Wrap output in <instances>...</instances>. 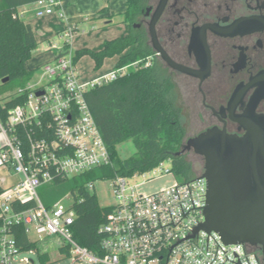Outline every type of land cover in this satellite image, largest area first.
I'll return each instance as SVG.
<instances>
[{
	"label": "built area",
	"instance_id": "1",
	"mask_svg": "<svg viewBox=\"0 0 264 264\" xmlns=\"http://www.w3.org/2000/svg\"><path fill=\"white\" fill-rule=\"evenodd\" d=\"M33 3L38 6V16L67 18V0ZM15 16L20 17V13ZM79 30L75 23L64 30L66 48L72 46ZM48 48L60 47L51 44ZM152 64L153 57L148 56L85 80L75 54L59 53L39 68L37 80H30L12 95H25V101L9 110L6 123L0 115V131L5 136V144L0 146V167H10L23 179L0 193V264H264L258 247L226 243L215 231L200 229L195 233L206 218L208 186L202 175L149 194L138 190L133 178L174 172L172 164L164 167V161L141 174L114 177L116 203L99 227L97 250L80 245L74 238L77 213L73 206L82 198L75 197L69 205L62 198L50 205L41 200L37 189L43 184L113 165L86 93L124 76L131 67ZM94 181L87 182L89 191L94 189ZM27 201L34 205L16 209L15 203ZM13 224H22L29 237L36 234L37 240H46L45 262L36 250L18 247L10 232ZM26 251L37 259L20 257Z\"/></svg>",
	"mask_w": 264,
	"mask_h": 264
},
{
	"label": "trees",
	"instance_id": "2",
	"mask_svg": "<svg viewBox=\"0 0 264 264\" xmlns=\"http://www.w3.org/2000/svg\"><path fill=\"white\" fill-rule=\"evenodd\" d=\"M35 1L0 0V95L9 88L12 80L21 79L26 84L33 77L34 70L27 69L26 63L32 58L38 41L31 24L15 14L18 7ZM142 7V0H126L124 23L129 27L128 33L107 40L100 50L88 47L78 49L75 61L78 62L84 55H90L95 60V69L98 70L107 58L116 55L119 59L115 67L119 68L154 54L145 44V34L133 28ZM130 47H133L131 52L124 53ZM6 77H9V81L3 83L2 80ZM86 99L109 146L113 165L94 168L81 175L50 184L63 190L70 186L72 192L77 191L82 198L81 201L76 200L73 206L77 213L73 225L74 238L80 245L97 250L101 241L98 230L105 222L111 207L104 208L99 205L96 194L87 189V182L114 178L118 174H141L167 159H171L174 173L184 180L203 173L196 175L193 163L186 158L188 151L177 154L186 140V131L181 124V109L176 104L174 85L170 77L162 73L160 65L156 62L150 67L131 68L124 76L91 88L86 93ZM24 101L25 95L0 98L2 120L6 123L9 110ZM128 140L134 142L137 151L122 160L118 155L117 146ZM2 191L0 187V193ZM60 198L62 195L55 200ZM33 205V201L15 203L16 209ZM2 225L3 218L0 216V228ZM10 232L20 249L36 250L44 262L48 259L46 240H31L22 224H13Z\"/></svg>",
	"mask_w": 264,
	"mask_h": 264
},
{
	"label": "flooded vegetation",
	"instance_id": "3",
	"mask_svg": "<svg viewBox=\"0 0 264 264\" xmlns=\"http://www.w3.org/2000/svg\"><path fill=\"white\" fill-rule=\"evenodd\" d=\"M162 2L142 0L133 23L154 51L153 63L174 89V77H182L200 95L210 127L244 134L241 120L264 118V0H165L157 40L176 64L196 74L171 66L154 47L151 23Z\"/></svg>",
	"mask_w": 264,
	"mask_h": 264
},
{
	"label": "water",
	"instance_id": "4",
	"mask_svg": "<svg viewBox=\"0 0 264 264\" xmlns=\"http://www.w3.org/2000/svg\"><path fill=\"white\" fill-rule=\"evenodd\" d=\"M165 0L151 23L156 51L173 67L196 74L176 64L160 46L155 23ZM9 81V77L2 80ZM43 92H38V95ZM245 133H229L209 127L190 137L177 154L193 150L205 160L202 177L207 180L205 221L196 227L218 232L226 243L258 247L264 262V118L240 121Z\"/></svg>",
	"mask_w": 264,
	"mask_h": 264
},
{
	"label": "rangeland",
	"instance_id": "5",
	"mask_svg": "<svg viewBox=\"0 0 264 264\" xmlns=\"http://www.w3.org/2000/svg\"><path fill=\"white\" fill-rule=\"evenodd\" d=\"M71 3L72 11H75L77 14H84L87 11L91 12L92 5L90 0H67V3ZM111 10L114 11V14L109 18H100L97 17V13L93 14V17L88 19L83 18L79 22V32L76 34L72 40V46L66 48L64 46L65 39L61 35H53L49 40H46V46L50 47L51 44L62 48L63 50L58 51L66 55L76 54L78 49H81L85 46L97 47L104 38H114L126 34V25L124 24L125 19V0H111ZM70 11V10H69ZM93 12V11H92ZM67 13V12H66ZM69 14V13H68ZM55 16V15H53ZM66 19L61 18L60 21L65 22ZM109 20L111 23L107 26V32L101 33L100 31L104 28V21ZM43 48V44L39 46ZM133 47H130L125 50L124 53L128 54L131 52ZM53 56L52 51L47 50L46 53L33 52L32 58L27 61V69H34L42 63L46 62ZM119 56H114L107 58L100 69H95V60L90 55H84L80 57L77 65L79 73L82 79H89L104 73L111 71L117 61ZM134 69L135 67H131ZM130 68V69H131ZM39 70H35L33 74L32 81L37 80ZM171 79V78H170ZM177 85L174 89L175 101L176 104L181 109V124L186 131V140L188 138L196 136L200 132L206 130L212 125V121L208 115V111L203 107L200 99V95L195 93L193 89L186 86V81L182 77H174ZM172 81V80H171ZM27 84V83H26ZM21 79H14L10 82L9 88L3 92L0 98H9L20 88L26 85ZM5 144V136L0 131V146ZM117 151L120 159L125 160L130 156L136 153V147L132 140L125 141L117 146ZM186 158L191 161L194 165V171L196 175H199L204 172V162L201 159L200 155L196 154L193 150L186 153ZM164 167H170L172 162L170 160L164 161ZM6 168L0 167V187L5 188L7 182L6 179L9 178V175L6 171ZM150 177L152 179H150ZM5 178V179H4ZM23 176L20 175L19 182L22 181ZM183 178L177 176L174 172L164 173L163 175L156 176L146 175L138 176L133 178L132 182L138 184V190L142 193L149 194L155 191H158L162 188L169 187L175 184L177 181H182ZM18 182V181H17ZM67 182L70 183V180ZM113 182L114 178L98 179L94 181V189L91 191L96 194L99 205L101 207H111L116 203L115 194L113 191ZM38 194L41 200L45 205H50L54 200L62 195V200L66 205H69L77 196L80 199L79 194L73 193L71 187L63 190L60 187H57L54 184H43L38 189ZM56 201V200H55ZM30 238L32 240H37L38 236L36 234H31ZM29 257L37 259L36 255L26 251L20 255V257ZM67 262V261H65Z\"/></svg>",
	"mask_w": 264,
	"mask_h": 264
},
{
	"label": "crops",
	"instance_id": "6",
	"mask_svg": "<svg viewBox=\"0 0 264 264\" xmlns=\"http://www.w3.org/2000/svg\"><path fill=\"white\" fill-rule=\"evenodd\" d=\"M90 1H91V5H92L91 6L92 7L91 12L87 11L85 13V15L81 14V16H80V14H77L75 11L71 10V7L73 5L68 2L66 4L67 18H65L66 19L65 22H63V21L61 22L60 21L61 18L58 17L57 15H55V16H53V15L38 16L36 14V10H37L38 6L35 3H30V4H26V5L18 7L17 11L20 13V18L22 20H24L26 23L31 24V26L34 30L36 39L38 41V47L34 50V52L38 51L39 53L42 54V53H46L47 50L52 51L53 56L49 60H47L46 62L51 61L52 59L55 58V56L57 54L60 53L58 51H61L62 49L61 48H59V49L58 48H48V46H46V40H49L53 35H61V37H62L64 30L67 28V26L70 23H75V24L79 25V22L83 18L88 19L90 17H93L94 13H97V17H100L103 19L109 18L114 14V11H112L111 7H110L111 0H90ZM125 6H126V0H125ZM110 23H111V21H109V20L104 21V28L100 32L101 33L105 32V31L107 32V30H108L107 26ZM124 24L126 25L125 27L127 30V32H126V34H127L129 27L126 23H124ZM126 34H124V35H126ZM111 39H113V38H111ZM107 40H110V39H108L107 37L104 38L97 47H90V46L84 45L83 48L88 47V48H91L94 50H100L103 48V46ZM42 44H43V48L40 49L39 46ZM46 62H44V63H46ZM44 63H42L41 65L37 66L34 69H29V68L28 69L34 70V71L39 70V68ZM26 66H27V63H26ZM1 168H6L7 170H4V173L6 171L8 174H10L9 178L5 180V182H7L8 186H6L5 188H2L3 190L8 188V187H11V186H13L19 182L18 179H19L20 175H22V174L16 173L15 171H13L8 166H2Z\"/></svg>",
	"mask_w": 264,
	"mask_h": 264
}]
</instances>
